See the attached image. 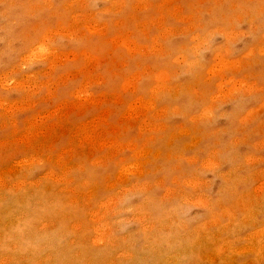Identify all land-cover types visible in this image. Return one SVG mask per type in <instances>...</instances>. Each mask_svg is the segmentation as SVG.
I'll return each mask as SVG.
<instances>
[{"label":"rangeland","instance_id":"rangeland-1","mask_svg":"<svg viewBox=\"0 0 264 264\" xmlns=\"http://www.w3.org/2000/svg\"><path fill=\"white\" fill-rule=\"evenodd\" d=\"M263 204L264 0H0V264H264Z\"/></svg>","mask_w":264,"mask_h":264},{"label":"bare ground","instance_id":"bare-ground-1","mask_svg":"<svg viewBox=\"0 0 264 264\" xmlns=\"http://www.w3.org/2000/svg\"><path fill=\"white\" fill-rule=\"evenodd\" d=\"M188 201V200H187ZM264 205V204H263ZM255 213V212H254ZM260 230V229H259ZM257 232H259V231H257ZM256 232V233H257ZM253 234V233H252ZM175 238H176V236H175ZM180 238V237H179ZM190 238V237H189ZM161 239H162V237H161V235L160 234H157V236H156V238L154 239V240H156V241H154V240H152V241H154L153 242V244H151V245H145L144 247H143V250H141L140 252H138L137 254H136V256H135V258H134V261H133V263H130V262H127V264H138L139 262H141V261H148V262H152L153 264H161V262L160 261H165L166 263L168 262V259L169 258H172V260H173V258L175 257V253L174 254H170V256L171 257H169L168 255V259H165L164 257H165V255H164V251H165V248H164V246H161ZM169 239V238H168ZM183 239V238H182ZM181 239V242L183 243V240ZM167 240V239H166ZM165 241V240H164ZM170 243H172L173 244V242L175 241L173 238H170L169 240H168ZM185 241V240H184ZM165 242H167V241H165ZM168 242V243H169ZM174 243H176V242H174ZM181 243V244H182ZM197 244V241L196 242H194V244ZM171 244V245H172ZM180 244V245H181ZM176 245V244H175ZM193 245V244H192ZM262 245V244H261ZM177 246V245H176ZM246 246L247 245H244V247L242 248V249H245L246 251V253H247V251L250 249L249 248V246H247V248H246ZM173 247V246H172ZM193 247V246H192ZM242 247V246H241ZM262 248H260V246H259V248L258 249H261V250H263L264 248V244H263V246H261ZM168 248V247H167ZM177 248L178 247H176V250H177ZM194 248V247H193ZM179 249V248H178ZM185 249H187V248H185ZM192 249V248H191ZM242 249H240L239 251H243ZM248 249V250H247ZM184 250V249H183ZM261 250H259L258 252H259V256H261V255H263V253H261L260 254V252H264V250L263 251H261ZM181 251V250H180ZM251 251V250H250ZM166 252H168V251H166ZM172 252H174V250L172 251ZM244 251H243V253H245ZM249 252V251H248ZM177 253V252H176ZM242 253V252H241ZM178 254V253H177ZM182 254V253H181ZM174 255V257H172ZM96 257L97 258H99L100 256L99 255H96ZM176 261V260H175ZM175 261H173V262H175ZM157 262V263H156ZM172 262V261H171ZM180 262V259L178 260V263ZM175 263H177V262H175ZM183 263V262H182ZM119 264V263H118ZM164 264V263H163ZM167 264H169V263H167ZM171 264V263H170ZM199 264V263H198Z\"/></svg>","mask_w":264,"mask_h":264}]
</instances>
